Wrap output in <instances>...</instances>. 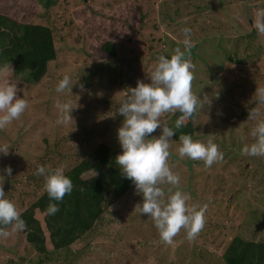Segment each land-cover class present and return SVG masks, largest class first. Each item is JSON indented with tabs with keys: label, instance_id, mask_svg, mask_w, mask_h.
<instances>
[{
	"label": "rangeland",
	"instance_id": "1",
	"mask_svg": "<svg viewBox=\"0 0 264 264\" xmlns=\"http://www.w3.org/2000/svg\"><path fill=\"white\" fill-rule=\"evenodd\" d=\"M162 1L158 2L155 19L153 13L145 11L149 0H36L39 13L34 22H51L57 28L59 54L49 75L37 86L27 84L22 74L10 79L18 88V97L26 99L29 106L19 120L0 131V144L10 147L9 155L0 154V185L5 198L22 214L44 193V177L36 175L38 166L62 167L66 174L102 143L122 154L117 137L123 117L117 109L137 81L150 82L148 76L158 61L148 59L147 51H139L150 47L146 42L149 38L155 39L154 51L172 55L177 47L184 50L182 29L187 27L192 31L190 58L195 65L192 90L201 99L206 96L193 140H212L224 159L211 168H205L203 162L180 159L176 153L179 143L172 139L168 163L180 175V190L190 194L189 205L208 204L205 227L191 242L181 231L172 245L163 244L149 217L134 211L142 196L133 189L113 205L110 220L88 240L86 251L75 259L62 258L60 264H224L222 256L231 237L264 241L262 173L261 183L255 180V172L247 173L245 182L244 173L234 163L241 158L230 150L242 148L245 138L251 137L249 131L256 121H248V113L257 102L249 101L257 87H264V36L252 26L254 15L247 21L242 7L254 13L256 8H264V0L247 4L232 0L234 5L224 11H198L200 0H191L183 14L176 13L174 6L170 10L163 7ZM129 21L135 32L127 26ZM235 24L243 25L245 32L233 31ZM217 25L225 35L206 36V30ZM112 39L119 47L118 59L100 68L88 54L93 45ZM231 57L243 59L245 65H232ZM65 74L75 85L72 94L61 95L55 89ZM92 98L96 101L86 103ZM58 100L78 105L72 112L73 121L67 125L56 123ZM173 115L165 114L161 122ZM161 134L162 129H157L149 139ZM9 166L11 176L3 171ZM96 175L99 172H90L88 177ZM164 187L167 193L168 186ZM57 259L55 255L41 262L19 232L0 238V264H59Z\"/></svg>",
	"mask_w": 264,
	"mask_h": 264
},
{
	"label": "clouds",
	"instance_id": "2",
	"mask_svg": "<svg viewBox=\"0 0 264 264\" xmlns=\"http://www.w3.org/2000/svg\"><path fill=\"white\" fill-rule=\"evenodd\" d=\"M252 26L258 35L264 36V8L254 10ZM182 33L184 50L177 47L170 58L159 56L156 67L148 76L150 82L137 81V86L128 89L126 99L117 109V113L123 117L117 137L122 154L116 156L115 163L121 175L130 180L136 193L142 196V202L135 205L134 211L149 217L165 245H172L181 231L186 233L189 242L195 240L205 227L208 209V204L189 205L190 194L180 190V175L173 172L168 163L173 143L171 138L176 131L161 122L165 114L178 112L180 115L175 120V129L182 128L186 121L196 118L206 99V96L201 99L193 93L195 65L190 58L192 31L186 27ZM12 73L10 63L0 66V131L19 120L29 106L26 99L18 97V88L9 79ZM74 85L71 77L65 74L55 90L61 95L72 94ZM80 88L84 90L83 85ZM253 97L257 106L249 110L248 121H256L249 131L254 142L245 144L240 154L264 158V118H261L264 87H257ZM77 106L71 100H58L56 123L67 125L72 122V112ZM157 129H162V134L149 139ZM178 141L176 153L180 159L203 162L205 168H211L224 159L223 152L212 140L202 143L194 141L191 135L181 134ZM9 149V145L0 144V154L3 156L9 155ZM3 171L7 176L12 174L10 166ZM36 175L44 177L43 191L50 201L57 202H50L45 214L55 215L60 210L58 203L73 191V183L62 167L50 169L38 166ZM164 186H168L167 193ZM5 197L3 185H0V238L6 239L12 233L26 230L27 224L15 204ZM9 226L11 231L8 230Z\"/></svg>",
	"mask_w": 264,
	"mask_h": 264
},
{
	"label": "trees",
	"instance_id": "3",
	"mask_svg": "<svg viewBox=\"0 0 264 264\" xmlns=\"http://www.w3.org/2000/svg\"><path fill=\"white\" fill-rule=\"evenodd\" d=\"M84 1L82 0V2ZM160 1L162 0H149L145 10L153 13L155 19L158 17L157 5ZM241 1L247 4L250 0ZM0 2L6 4H0V66L10 63L13 73L9 79H14L22 74L26 76L27 84L37 86L49 75L52 63L58 59L59 52L55 37L58 30L52 26L51 22L48 24L34 22V16L39 13L35 8L36 0H0ZM175 2L163 0L161 3L163 7L167 6L169 10L170 7L174 6V11L181 14L188 8L185 4L192 3L191 0H175ZM200 4L197 6L198 11L202 8L207 11L213 9L224 11L227 6H233L234 2L232 0H200ZM144 5V3L140 4L141 7ZM242 12L247 21L254 15L252 9L244 8V6ZM127 26L131 32L136 31L133 22H127ZM242 26L235 24L231 29L238 33L245 32L244 28H241ZM137 30L139 32L142 29ZM223 30L217 25L206 30L205 33L206 36L225 35ZM131 40L129 39V42ZM148 40L149 42L147 40L146 42L150 47L139 51H147L148 59L158 60L161 55L166 58L171 57L170 54L163 51H154L155 39L149 38ZM118 49L116 40L112 39L101 45H93L92 53L88 55L99 62L100 68H102L106 67L105 62L118 59ZM230 63L232 65L238 64L240 67L245 65V61L240 58L233 59L231 57ZM83 94L81 96H84ZM86 96H88L87 93ZM95 101L96 99L92 98L86 103ZM252 102H254V97L249 101V103ZM263 109L261 108V116H264ZM179 115L178 112L174 113L169 120L164 122L176 131L171 139L175 143H179L181 134L191 135L194 139L199 113L192 121H186L185 126L175 129V120ZM249 139L252 138H245L243 146L254 142L248 143ZM241 149H230L234 150L236 156L241 158L234 163H237V167L241 168L244 178L249 172L258 173L257 177L254 175V178L256 177L255 180L261 183V180L264 179V158L242 156L240 154ZM117 155L116 149L102 143L96 149L88 152L80 163L71 168L65 175L71 179L73 191L70 195H66L62 202L58 203L60 210L55 215L45 214L50 202L57 203L50 201L46 192L41 194L25 212L20 214L26 222L27 228L19 233L25 236L28 245L42 259L41 262L50 261L51 257L57 255V261L60 264L62 258L65 261L75 259L77 255L85 252L90 246L88 240L97 234L102 225L106 226L107 220H110L108 215H110L113 205L126 196L130 190L135 189L132 182L121 175L120 169L115 163ZM90 172H99V175L88 177ZM260 173H262V179ZM247 179H244L245 182ZM10 228L9 226L8 229ZM228 241L222 256L224 264H264V241L246 240L240 235L231 237ZM68 264H71V261Z\"/></svg>",
	"mask_w": 264,
	"mask_h": 264
}]
</instances>
